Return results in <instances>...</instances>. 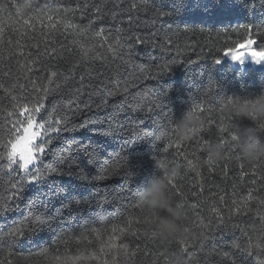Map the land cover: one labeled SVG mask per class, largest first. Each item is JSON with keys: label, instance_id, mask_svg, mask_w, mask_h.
<instances>
[{"label": "trees", "instance_id": "16d2710c", "mask_svg": "<svg viewBox=\"0 0 264 264\" xmlns=\"http://www.w3.org/2000/svg\"><path fill=\"white\" fill-rule=\"evenodd\" d=\"M127 3L128 0H122L119 7H125ZM146 3L147 10L133 11L131 14L118 12L117 20H106L103 26L110 29L127 27L131 15L142 25L137 29L141 34L167 33L173 42L168 46V51L162 52L159 47H153L152 44H140L135 49L137 63L145 68H151L154 78L143 83L129 79L127 92L108 96L107 106L97 108L100 96L104 94L101 81L105 75V68L101 67L102 61H97L90 68L74 71L72 74L74 79H70L68 84H61L60 88L49 95L46 108L54 117L63 116L62 108L69 100L76 99L75 91L81 85L82 76L83 87L78 99L89 102L92 110L91 112L85 110L77 115L67 112L70 121L68 127L79 125L86 117L99 120L87 127L63 132L61 138L53 139L51 149L43 159L42 170L44 166L56 167L62 168L66 174L50 176L49 179L54 180V183L30 185L25 192V201L40 195L53 211L60 209L58 215L63 217L59 220L62 228L54 227L53 231L43 238L22 241L21 244L11 237H0L2 264H58L62 260L65 264L79 260L102 264L103 254L114 252L115 244H107L102 253L92 255V250L98 247L97 234L105 235L111 223L122 222L127 214L126 208L131 207L130 201L134 198L132 193L137 188L140 190L146 187L152 178L160 174L155 165V161L158 160L174 161L168 162L169 166L176 163L181 165L182 176L177 178L181 183L180 190L188 197L190 203L204 202V207L199 211L206 217L205 223L211 221L213 225L216 224L217 218L208 210V202L212 201L217 193L222 194L226 201L233 191V185L242 193L244 188L251 187L250 172L240 176L236 161L228 163L226 176L221 171L223 161L211 171L205 165L200 169L199 176L186 169L183 159L174 155L175 148L167 149L168 141L175 140V136L170 134L171 125L168 119L174 123L175 118H179L186 109L199 104L205 109L202 116L211 121L208 125L211 129L210 134L201 133V136L210 139V142L216 141L219 140V132L215 125L216 118L221 114L220 100L228 95L252 98L264 93V70L236 69L230 63L219 66L216 62L223 58L225 47L233 46V34L243 33L244 29L241 26L250 24L254 27H264V0H146ZM65 6L75 8L76 4L69 0ZM111 6L109 0L108 7ZM153 6L173 15L168 18H156L151 12ZM90 15L94 18V13ZM88 18L89 16H84L81 22H87ZM176 27H180L179 33L175 31ZM156 43H161L159 36ZM59 47L60 45L58 50ZM75 59L74 56L65 55L63 59L53 63L59 65L66 73L68 65ZM173 60L176 63H172ZM164 64L170 67L161 71L159 66ZM130 71H132L130 66L122 67L124 75L121 79H128L127 73ZM43 75L36 73L33 79L43 80ZM0 81L8 83L2 75ZM21 86L23 87V82ZM114 87L109 84V88ZM97 89L99 94L93 95L89 100L88 93ZM145 89L151 91L144 95ZM27 90L31 91V85ZM152 93H155V96ZM148 96H151L156 104L162 105V109L155 108L147 112L135 110L144 105ZM148 107L152 105L149 104ZM5 110H11V106L8 95L0 89V154L5 153L3 144L10 138L11 124ZM161 110L165 115H160ZM117 121L120 127L113 126ZM245 123L251 125L252 122ZM137 126L143 131L151 132L152 135L144 136L143 132L130 135L128 128ZM230 130L232 132V128ZM260 135L264 138V134ZM73 140L88 146L90 151L95 150L99 159L108 161L104 167H115L118 164L119 175L97 179L99 175L107 174L104 173L103 167L89 163V157L84 152L76 156L71 166L62 164L61 157L75 147L72 144ZM193 143L191 141L182 144L181 150ZM197 154L201 158H206V151L202 150ZM6 164V159H0V194L10 195L12 193L10 185L19 178V172L15 166L9 170ZM245 166L247 168V164ZM262 179L264 167L258 169L256 190L264 188ZM53 191H59L60 195L58 197L43 195ZM260 195L264 198V193ZM216 203L225 212V222H228L227 204L224 201ZM250 203L254 205L252 211L243 216L234 215L227 227L222 224L220 227L201 228L194 215L197 209L189 207L186 225L189 226L190 232L184 236L188 241L187 252H181L175 242L148 243L147 251L141 247L137 255L127 261L121 255L118 257V264H153V257L157 256V253L163 254L158 257V264H164L165 259L168 264H174L177 257L183 264H230V261L222 257L221 253L224 252L229 253L236 264H256L254 255L232 247L234 241L243 240L240 230L233 228L232 224H239L241 228L251 230L258 228L261 223L260 216L264 215V205L257 204L255 200ZM13 215L15 214L0 216V232L7 230ZM57 232L59 235L55 234ZM256 234L258 233H253ZM201 238L204 241L203 247H198ZM138 240L139 237L131 235L120 236L117 244L123 241L129 244L130 250H135L132 246ZM85 252L89 253L87 257L84 256Z\"/></svg>", "mask_w": 264, "mask_h": 264}, {"label": "snow or ice", "instance_id": "6c2138e0", "mask_svg": "<svg viewBox=\"0 0 264 264\" xmlns=\"http://www.w3.org/2000/svg\"><path fill=\"white\" fill-rule=\"evenodd\" d=\"M76 7L65 6L69 0H31L29 10L23 11L20 0H0V75L7 80V84L0 81V89L8 95L11 110H5L11 124L10 138L6 139L3 147L5 153L0 154V159H6V167L9 170L15 166L19 172V178L10 185L12 193L10 195L0 194V216L15 214L12 216L7 230L0 232V237L22 241H32L34 238H43L55 228H62L59 220L63 219L58 215L60 209L53 211L48 202L37 195L35 198H29L25 201V192L30 185H42L44 183H54L50 176H62L66 173L62 168L44 166L42 170L43 159L51 149L53 139L61 138L63 132L75 131L77 128L87 127L90 123L96 122L99 118L86 117L79 125L68 127L70 121L67 112L73 115L80 114L87 110L91 112L92 105L89 102H82L78 98L83 87V77L81 76V85L76 88L74 100H69L68 104L62 108L63 116H55L46 108V101L61 84H68L70 79H74L73 72L80 68H90L97 61H102L101 67L105 68V75L101 84L104 86V94L100 96L97 108L107 106V97L127 92L129 79L143 83L145 80L153 79L152 69L145 68L137 63L135 49L138 45L152 44L153 47H159L162 52L169 50V45L173 42L171 38L164 33L160 35L157 32H148L141 34L137 31L142 25L138 19L129 15L127 27L108 28L104 25L106 20H117V13L131 14L133 11L139 12L147 10L148 5L141 0H128L127 6L119 7L122 0H111V7H108L109 0H71ZM151 12L156 18H168L173 15L171 12L162 11L159 8L151 7ZM90 13H94V18ZM84 16H89L87 22H81ZM99 22V23H98ZM122 23L123 21H119ZM243 33H234V43L231 47H225L224 52L232 58L233 53L245 52V56L239 59L243 63L246 56L249 55V46L256 53H264V27H254L252 25H243ZM172 30L171 28L169 29ZM175 31L179 33L180 27ZM161 43L157 44V38ZM236 36L240 38L237 39ZM58 45H60L58 50ZM243 47H240V46ZM256 45V47H253ZM259 49V50H257ZM223 52V53H224ZM76 57L68 65L67 72L61 70L60 66L53 63L56 60L63 59L64 56ZM255 61H264L260 56L252 57ZM220 63V60L216 61ZM172 63H176L175 60ZM130 66L132 71L127 73L128 79H121L124 75L122 67ZM168 64L160 65L161 71L169 69ZM36 73H43V80H34ZM23 82V87L21 83ZM109 84L114 88H109ZM31 85V91L27 90ZM150 89L144 90V95L150 92ZM99 94V90H93L88 93L89 100L93 95ZM139 94V93H138ZM155 96V93H152ZM83 103V108H81ZM151 104L152 107H148ZM162 105L156 104L151 96L145 99L144 105L135 110L153 111L155 108H161ZM201 116L205 109L201 105L194 107ZM216 118V128L219 132V141L226 145L227 154L221 171L226 176V168L230 161H236L240 169L239 175L244 176L250 172L251 187L244 188L243 193L233 185V191L228 200L225 201L222 194L217 193L212 201L208 202V210L214 214L216 224L211 221L205 223L206 217L202 216L199 209L204 207V202L190 203L187 196L180 190L181 183L176 177H169V183L173 195L178 198L187 208L197 209L194 215L201 228L220 227L231 222L232 217L243 216L251 212L254 207L250 202L255 200L257 204L264 205V188L255 189L256 176L258 169L264 167V161L258 160L254 163L244 162L238 150L235 148L236 137L231 132V121L220 111ZM160 115H165L161 110ZM14 117V119H13ZM205 122V128L201 133H209L211 129L208 125L211 123L207 117L202 116ZM103 122V121H99ZM111 125V121L109 122ZM170 134L175 136V140L170 139L167 143V149L175 148L174 155L181 157L186 169L200 175V169L205 165L209 171L215 169L219 162H211V157L207 153V147L210 139H204L201 133L193 140V144L181 150V145L185 144L177 139V130L173 127L172 120L168 119ZM114 127H120L119 121ZM260 133L264 134V123L258 125ZM130 135H137L143 132L144 136H151V132L143 131L139 126L129 127ZM55 134V135H53ZM99 134V133H98ZM67 142V141H66ZM75 147L66 152L61 157V163L71 166L76 156L84 152L89 157V163L104 168V173L97 179L110 178L112 175H119V165L115 167H104L108 161L99 159L95 150H89L88 146L72 141ZM167 149L165 151H167ZM206 151V158H201L197 153ZM162 162H174L161 160ZM247 164V168L246 165ZM131 175V173H126ZM182 179V178H181ZM264 184V179L261 180ZM7 191V189H5ZM202 191V189H201ZM137 188L133 193V199L130 201L131 207L126 208V216L121 223H111L105 235H98V247L92 250V255L102 253L107 244H115L114 252L103 254L102 264H118V257L123 256L127 261L137 255L141 247L147 251L148 243L156 244L159 242L149 229V220L143 213L138 202ZM45 196L60 195L59 191H53L43 194ZM196 193H193L195 196ZM216 201H224L227 204L226 215L228 222H225V212L219 207ZM67 207V205H63ZM261 223L258 228H241L239 224H232L233 228L239 229L243 240L234 241L232 247L254 255L256 264H264V215L260 216ZM135 225L133 228L132 226ZM185 232L189 233V226L185 225ZM253 233H258L253 235ZM59 235V232L55 233ZM131 235L139 237L138 242L130 250L128 243L117 244L120 236ZM140 241L144 243L141 244ZM175 242L181 252H187L188 241L184 237H177L169 241L168 244ZM160 243V242H159ZM203 238L198 247H203ZM161 244V243H160ZM51 245V243L49 244ZM163 255L157 253L153 257V264H158V257ZM222 257L230 261V264H236L229 253H221ZM2 264V262H0ZM164 264H168L165 259Z\"/></svg>", "mask_w": 264, "mask_h": 264}, {"label": "clouds", "instance_id": "9594fccd", "mask_svg": "<svg viewBox=\"0 0 264 264\" xmlns=\"http://www.w3.org/2000/svg\"><path fill=\"white\" fill-rule=\"evenodd\" d=\"M23 11L27 12L30 0H20ZM220 111L231 121L232 132L236 137L235 148L241 159L246 163L264 160V138H261L258 125L264 123V93L255 97L228 95L220 100ZM245 121L252 122L251 125ZM173 127L177 130V139L183 143L193 141L205 128L201 114L189 107L179 118H175ZM211 162L225 159L226 145L219 140L212 141L207 146ZM160 174L152 178L146 187L138 192V202L143 213L149 220L150 232L161 244H167L177 237L186 236L185 225L189 209L173 195L169 177L182 176L181 165L169 166L167 162L155 161ZM88 252L84 253L87 257ZM58 264H65L62 260ZM67 264H91L88 260L67 262ZM174 264H183L177 257Z\"/></svg>", "mask_w": 264, "mask_h": 264}, {"label": "rangeland", "instance_id": "374dc122", "mask_svg": "<svg viewBox=\"0 0 264 264\" xmlns=\"http://www.w3.org/2000/svg\"><path fill=\"white\" fill-rule=\"evenodd\" d=\"M240 47L243 46L241 45ZM253 47H256V45H254ZM248 52L249 55L244 58L243 63L239 62V59L245 56V52L240 51L238 55L236 53H233L232 58L228 56L227 52H224L223 58L220 60L221 62L218 63V65L222 66L224 63H230L236 69L245 70L247 68H253L256 70H264V61L257 62L252 58L253 56H260L264 58V53H256L251 49V46H249Z\"/></svg>", "mask_w": 264, "mask_h": 264}]
</instances>
